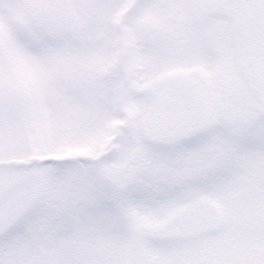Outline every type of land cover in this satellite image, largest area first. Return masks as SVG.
Instances as JSON below:
<instances>
[{
	"label": "snow or ice",
	"instance_id": "6c2138e0",
	"mask_svg": "<svg viewBox=\"0 0 264 264\" xmlns=\"http://www.w3.org/2000/svg\"><path fill=\"white\" fill-rule=\"evenodd\" d=\"M0 264H264V0H0Z\"/></svg>",
	"mask_w": 264,
	"mask_h": 264
}]
</instances>
